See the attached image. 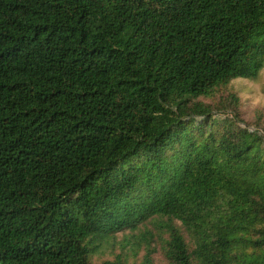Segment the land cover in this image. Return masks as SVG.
<instances>
[{
    "label": "trees",
    "instance_id": "1",
    "mask_svg": "<svg viewBox=\"0 0 264 264\" xmlns=\"http://www.w3.org/2000/svg\"><path fill=\"white\" fill-rule=\"evenodd\" d=\"M263 68L264 0H0V264H264Z\"/></svg>",
    "mask_w": 264,
    "mask_h": 264
},
{
    "label": "rangeland",
    "instance_id": "2",
    "mask_svg": "<svg viewBox=\"0 0 264 264\" xmlns=\"http://www.w3.org/2000/svg\"><path fill=\"white\" fill-rule=\"evenodd\" d=\"M229 90L236 92L241 99L238 111L243 123L264 132V68L256 79H234ZM227 95L226 93L223 97ZM223 97L205 101L220 105L221 101L225 102L226 98ZM167 224L165 219L157 220L135 233L130 230L118 233L116 239L102 247L101 252L94 258L95 262L100 264L106 259L113 260L121 255L126 264H143L147 259H151L152 264H168L165 258L166 242L169 239ZM176 224L181 225L180 222ZM146 232H149V239L141 235Z\"/></svg>",
    "mask_w": 264,
    "mask_h": 264
}]
</instances>
